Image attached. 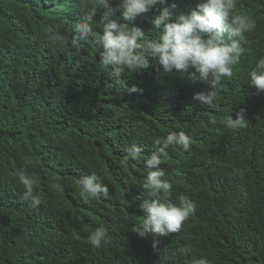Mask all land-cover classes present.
<instances>
[{
  "label": "trees",
  "instance_id": "1",
  "mask_svg": "<svg viewBox=\"0 0 264 264\" xmlns=\"http://www.w3.org/2000/svg\"><path fill=\"white\" fill-rule=\"evenodd\" d=\"M169 2L187 11L198 0ZM53 8L51 0H0V264H191L199 256L210 264H264V96L247 87L248 71L264 56V0H238L235 13L250 14L256 28L211 106L192 99L208 87L203 82L150 65L132 77L124 72L121 79L143 89L129 94L90 43L78 52L48 44V27L71 35L80 18L75 7L63 17ZM155 14L134 23L146 31ZM240 108L247 127L226 128L223 120ZM171 131L185 132L191 146L167 150L165 179L173 200L187 194L198 209L154 247V237L131 229L143 215L147 169L123 158L132 144L147 158L153 139ZM18 169L37 178L39 207L22 198ZM93 172L109 197L84 201L77 181ZM98 226L108 233L100 248L87 240ZM184 245L192 255L175 254Z\"/></svg>",
  "mask_w": 264,
  "mask_h": 264
},
{
  "label": "clouds",
  "instance_id": "2",
  "mask_svg": "<svg viewBox=\"0 0 264 264\" xmlns=\"http://www.w3.org/2000/svg\"><path fill=\"white\" fill-rule=\"evenodd\" d=\"M51 3L57 16L63 17L75 7L80 18L70 26L71 35L48 27L44 34L48 44L61 49L68 46L78 52L82 42L90 43L98 53L100 66L109 70V75L129 94L143 89L137 83H130L131 80L121 79L124 72L132 77L133 72L150 65L161 75L175 73L193 82H203L208 87L194 93L192 99L208 106L217 100V89L222 82L233 78L234 68L246 51L247 34L256 28L250 14L235 13L238 0H198L187 11H176V4L169 0H51ZM151 11L156 14L148 21L150 27L142 30L134 22ZM97 17L99 28L94 26ZM247 76V87L254 89L255 95L264 96V56L255 60ZM245 111L240 108L235 118L228 115L223 120L224 126L234 131L247 127ZM209 122L217 121L212 118ZM152 144L155 151L145 159L138 144H132L127 147L123 161L140 162L147 169L140 186L147 198L138 205L143 215L136 216L139 219L131 229L142 238L154 237L155 247L160 238L180 232L184 222L196 214L198 204L187 194L172 199L173 184L165 179L166 169L162 167L168 149H190V137L183 131H171L155 137ZM14 175L23 188L22 198L30 207H39L42 196L36 191L35 175L25 169L16 170ZM77 184L78 195L84 201L109 197V187L95 172L81 177ZM87 240L96 248L105 246L107 229L96 227ZM175 254L190 256L193 247H178ZM191 264H210V261L199 256Z\"/></svg>",
  "mask_w": 264,
  "mask_h": 264
}]
</instances>
